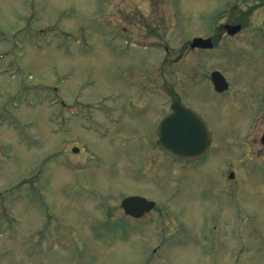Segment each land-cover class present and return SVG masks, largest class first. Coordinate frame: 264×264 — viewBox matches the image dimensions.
I'll list each match as a JSON object with an SVG mask.
<instances>
[{
  "label": "rangeland",
  "instance_id": "obj_1",
  "mask_svg": "<svg viewBox=\"0 0 264 264\" xmlns=\"http://www.w3.org/2000/svg\"><path fill=\"white\" fill-rule=\"evenodd\" d=\"M157 86L208 121L204 162L157 149ZM263 132L264 0H0V264H264Z\"/></svg>",
  "mask_w": 264,
  "mask_h": 264
},
{
  "label": "water",
  "instance_id": "obj_2",
  "mask_svg": "<svg viewBox=\"0 0 264 264\" xmlns=\"http://www.w3.org/2000/svg\"><path fill=\"white\" fill-rule=\"evenodd\" d=\"M224 29L230 35L239 31V27L225 26ZM190 48L211 49L212 44L209 39H194ZM210 78L216 92L222 93L226 90L227 84L218 72L212 73ZM171 110L173 113L167 116L159 127L160 149L174 158L197 157L209 145L210 136L206 124L193 111L182 105L174 104ZM261 142L264 146V134ZM153 206L152 202H147L142 198H129L121 203L124 213L135 218L150 211Z\"/></svg>",
  "mask_w": 264,
  "mask_h": 264
},
{
  "label": "flooded vegetation",
  "instance_id": "obj_3",
  "mask_svg": "<svg viewBox=\"0 0 264 264\" xmlns=\"http://www.w3.org/2000/svg\"><path fill=\"white\" fill-rule=\"evenodd\" d=\"M165 93H166V98H167V102H169V104H171V103H182V101H180L177 97H175L174 95H172V94H170V92H167V91H165ZM143 94L144 95H146V94H148L147 96L148 97H151V96H153V98H158V99H160L161 98V96H159L158 95V93H150V92H147V91H144L143 92ZM150 95V96H149ZM97 104H101L100 102H98ZM182 104H184V103H182ZM186 106V105H185ZM148 105H147V108L145 107V109H148ZM134 110V107H132V108H130V110ZM104 109H102V110H100V111H103ZM126 110V109H125ZM137 110L138 109H136V112H137ZM100 111H95V113L96 112H100ZM126 111H128V109L126 110ZM114 112H116V111H114ZM113 111H105L104 112V114H105V120H106V122L107 123H109V124H111L108 120L110 119V117H113V115H115V114H117L120 118H119V121H120V119L122 120L123 119V116L124 115H127V113L126 112H124V115L119 111V112H116V113H114ZM195 112H197V110L195 109ZM169 113V109L167 108L164 112H162L161 113V115L157 118V120H156V122H155V124H154V126H153V134H155V136H156V139L154 140L153 139V142H154V144H156V146H157V144H158V136H157V134H156V128H157V126L160 124V121L167 115ZM200 116H201V118L203 119V121H205L206 123H207V127H208V129H209V124H208V121L199 113V112H197ZM93 120H95L96 122H98L95 118H93ZM119 121L118 122H112L113 124H116V125H118V123H119ZM121 124V123H120ZM210 133H211V142H212V136H213V134H212V131H210ZM260 147L262 148V146L260 145ZM157 149H158V147H157ZM262 153H264V148H262ZM163 156L165 157V158H168L166 155H164L163 154ZM169 161H172V162H175V163H182V165H187V163H185V162H180V161H176V160H172V159H170L169 158ZM225 171H228V173H229V175L230 174H232V175H234L233 174V172L229 169V170H225ZM130 197H144V196H141L140 194H130V195H128V196H126V197H124V198H130ZM124 198H122V199H124ZM145 198V197H144ZM121 199V200H122ZM147 200H149V199H147ZM124 214V213H123ZM124 216L127 218V219H131L132 217H130V216H127V215H125L124 214ZM132 221H134L132 224H138V222H140L139 220H136V219H131Z\"/></svg>",
  "mask_w": 264,
  "mask_h": 264
},
{
  "label": "bare ground",
  "instance_id": "obj_4",
  "mask_svg": "<svg viewBox=\"0 0 264 264\" xmlns=\"http://www.w3.org/2000/svg\"><path fill=\"white\" fill-rule=\"evenodd\" d=\"M121 123V119H120V121H119V123L118 124H120ZM107 135H105L104 137H106ZM210 155V153L208 154V156ZM206 159V157L203 159V160H205Z\"/></svg>",
  "mask_w": 264,
  "mask_h": 264
}]
</instances>
